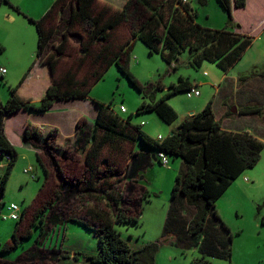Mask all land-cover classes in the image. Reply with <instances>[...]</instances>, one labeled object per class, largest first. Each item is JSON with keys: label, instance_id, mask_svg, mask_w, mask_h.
<instances>
[{"label": "trees", "instance_id": "16d2710c", "mask_svg": "<svg viewBox=\"0 0 264 264\" xmlns=\"http://www.w3.org/2000/svg\"><path fill=\"white\" fill-rule=\"evenodd\" d=\"M200 1L203 3V0ZM218 1L228 14L231 28L211 29L200 26L195 21L198 12L190 5V0H127L122 8L102 0H55L39 19L28 16L29 21L35 24L38 34L36 59L19 84L10 87L11 93L6 102L0 100V157L7 160L4 172L0 175V213L6 206L3 195L18 159L15 146L5 134L7 116L22 109L31 113H43L48 111L56 100L89 97L92 87L104 77L113 63L138 90L144 92V86L130 70L131 53L138 40L145 43L150 53L161 54L169 65L179 61L183 51H188L190 65L200 67L205 61H210L223 71H228L243 57L253 37L240 31L241 25L235 21L233 14L234 8H245L247 0ZM3 2L10 3L20 11L10 0H0V3ZM123 25L128 29V34L125 39L118 41L116 31ZM76 36L80 37L76 39ZM73 41L80 44L82 53L73 65L65 69L61 62L69 56L70 44ZM86 61H90L91 70L84 77H79V70ZM36 63L48 65L54 79V83L48 87L39 103L18 94L19 86ZM180 79L178 84L172 83L168 94L159 99L154 97L153 90L152 101L144 99L137 114L154 111L165 122H174L178 114L167 102V97L188 91L195 86L183 76ZM156 88L162 90L165 85L159 84ZM94 102L98 106L94 127L89 130L87 119L79 120L78 142L73 148L56 143L57 130H50L45 135L40 126L29 124L23 137L24 143L35 149L46 172V180L40 193L44 191L50 174L46 161L58 175H63L62 164L74 162L77 152L85 151L84 170L81 177H67L61 182L53 200L46 208L35 212L30 227L20 234L27 215V209H22L12 240L0 245V264L33 262L35 259L58 264L63 257L67 258L70 252L64 251L62 247H44L45 238L53 227L59 228L67 221L79 222L98 234L99 252L89 256L94 263L157 264V241L133 250L115 227L117 223H140L143 200L148 198L149 192L140 184L139 177L152 165V151L157 154L163 151L168 156H177L182 160V167L173 186L172 208L166 218L164 234H171L170 226L177 228L180 220L186 222L188 213L183 214L181 208L185 210L188 206L190 215L185 227L192 236L198 237L203 232L211 214L229 231L218 212L217 201L233 180L259 162L264 141L249 131L235 132L223 129L214 114V99L210 100L201 112L182 119L173 129L174 133L162 139L152 137L142 130L140 125L133 124L132 114L123 118L114 111L111 103L97 100ZM261 111V107L253 105L251 108L245 106L240 113L261 114ZM136 141H141L148 148L136 151ZM123 143H130L133 151L130 163L121 171L114 159L102 156L106 147L119 150L115 151L117 153L122 151L120 149ZM57 152H61V155L57 156ZM78 162L80 163L79 160ZM79 195L82 197L80 201L94 200L97 204L75 207L74 202ZM64 199L71 203L64 204ZM82 209L85 211L83 215L80 214ZM35 231V245L24 250L16 261L2 257L19 247L22 240L33 237ZM199 244L209 247L200 241ZM214 251L215 249L211 252ZM226 253L231 257V248L229 251L224 248L220 255L224 256ZM194 263L211 264L204 256L195 259Z\"/></svg>", "mask_w": 264, "mask_h": 264}, {"label": "rangeland", "instance_id": "374dc122", "mask_svg": "<svg viewBox=\"0 0 264 264\" xmlns=\"http://www.w3.org/2000/svg\"><path fill=\"white\" fill-rule=\"evenodd\" d=\"M54 1L10 0L11 4L20 8V11L10 3H0V67L8 70L6 77L0 78V100L2 102H6L11 93L10 87L19 84L27 69L29 70L36 59L34 51L38 48V35L34 23L29 21L28 16L39 19L50 9ZM190 5L198 12L195 21L200 26L211 29L231 28L228 23V14L220 6L218 0H203V3L200 0H190ZM8 12L14 13L16 17L9 18ZM237 15L244 21L245 29L249 31L247 35L252 36L253 41L243 57L228 71H223L210 61H205L200 67L192 66L188 63V51H183L175 66L169 65L161 54L150 53L145 43L138 40L131 53L130 70L144 86L145 91L138 90L113 63L108 67L104 77L92 87L89 98L94 101L111 103L114 111L123 118H128L132 114V123L140 125L141 129L152 137H157L159 134L165 136L170 134L182 119L193 112H201L207 103L214 99V114L221 122L223 129L235 132L249 131L264 141V31L255 30L249 13H237ZM127 34L128 29L124 25L120 26L116 31V38L118 41L123 40ZM78 37L80 36H76V39ZM70 46L69 56L61 62L65 69L73 65L82 53L78 42L73 41ZM27 63L29 67L19 75V70ZM90 70L91 63L86 61L79 70V77H84ZM15 76H18L17 82H12L16 80ZM181 76L195 84L201 95L189 97L187 91H181L167 97V102L178 114L174 122L171 124L165 122L154 111L137 114L144 99L152 101L153 90L154 97L159 99L168 94L172 83L178 84L181 81ZM159 84L165 85V89H157ZM253 105L261 107L262 113L248 115L240 113L245 106L251 108ZM121 106H125L126 112L121 111ZM143 148L148 147L141 141H136L135 150ZM16 150L18 159L3 195L6 206L2 209L3 214L0 215V245L12 240L18 223L17 219L9 217L8 206L10 204L16 203L21 209H27V215L20 230V234H23L30 227L35 212L46 208L56 196L60 183L67 177H81L84 170L85 155L83 153H80L83 157L77 155L74 162L62 164L63 175H58L52 165L46 161L50 174L44 191L40 193L46 180V172L38 160L35 149L26 144L18 146ZM120 150L122 151L117 153L115 151L119 150L106 147L102 157L114 159L119 169L124 171L130 163L133 147L130 143H123ZM152 154L157 155V152L152 151ZM168 157L169 165L153 160L152 165L139 177L142 185H145L149 192L148 198L143 200L140 223L138 225L134 223L115 224L116 229L121 232L131 248L135 250L146 243L157 241L159 243L157 264H195L194 260L203 256L211 264H264V224H262L264 217V149L259 162L233 180L217 201L218 212L229 231L211 214L203 232L198 237L192 236L185 227L190 215L189 206L185 210L181 208L183 214L188 213L185 217L186 222L180 220L177 228L173 229L170 226L171 232L169 233L171 234H164L166 218L172 208L173 186L182 167V160L179 157ZM6 163V158L0 157V175L4 172ZM120 177L126 183V180ZM61 178H63L62 181ZM80 198L82 197L79 195L75 202L73 201L75 207L81 208L83 204L85 206L97 204L94 200L85 199L83 202L81 199L80 201ZM67 201L64 199V204H68ZM102 201L106 203L105 200ZM104 203L102 206L105 207ZM179 206L181 207L180 204ZM83 209L80 211L81 215L85 213ZM193 210L196 211L195 208ZM191 213L194 216L192 211ZM50 231L49 236L45 238L44 247L53 249L62 247L64 251L70 252L69 256L63 257L58 264H95L85 257V254H97L100 249L98 234L95 230L87 229L76 221H67L60 229L53 227ZM36 234L35 231L33 237L22 240L19 247L2 257L16 261L24 250L35 245ZM230 234L232 235L231 242ZM199 241L209 247H202ZM224 248L228 251L231 248V257L227 253L224 256L220 255ZM214 249L215 251L211 252ZM15 264H56V262L48 260L42 262L35 259L33 262H15Z\"/></svg>", "mask_w": 264, "mask_h": 264}, {"label": "crops", "instance_id": "0c3cea01", "mask_svg": "<svg viewBox=\"0 0 264 264\" xmlns=\"http://www.w3.org/2000/svg\"><path fill=\"white\" fill-rule=\"evenodd\" d=\"M103 1L113 5L114 7L122 8L124 7L127 0ZM177 5L179 4L177 3ZM237 13H249L251 20L254 22L252 26L255 28V30H260V32L264 31V0H247V5L245 8H234L233 10L235 21L241 25L240 31L243 33H248L249 31L245 29L246 25L243 23L244 21L238 17ZM7 16L12 19L16 17L12 12H8ZM248 22L250 23V21ZM172 65L175 66L176 62H174ZM27 67H29L28 63L25 65V67H21V70H19L18 74H21L27 69ZM26 72H28V69ZM7 74L8 70L4 75V78ZM18 76H15L16 80H13L12 82H17ZM53 83L54 79L49 66L36 63L27 78L19 86L18 93L20 96L29 98L35 103L40 102L48 87ZM97 114L98 106L95 102L93 103V100H91L89 97L69 100H56L51 108L43 113H31L25 109H22L10 116H7L5 118V134L15 146V148H18V146L26 145L24 143L23 137L29 127V124H33L40 126L43 129L45 135H47L50 130H57L58 134L56 137V143L63 147L70 146L73 148L78 142L77 122L83 118L87 119L89 130H92V126L94 125ZM159 136H162L163 138L167 135L165 136L164 134H159L154 138H159ZM80 153H83L86 156L85 151H78V157H83V155H80ZM56 154L59 156L61 155V152H57ZM151 159L153 162L152 154ZM140 184L142 185L141 181ZM142 186L147 189L145 185ZM130 227L131 226H129V228ZM60 228L61 226L58 229ZM139 235L140 234H138V236ZM85 255V257L89 259L91 254ZM75 259H77V257H75Z\"/></svg>", "mask_w": 264, "mask_h": 264}, {"label": "built area", "instance_id": "2783aa9c", "mask_svg": "<svg viewBox=\"0 0 264 264\" xmlns=\"http://www.w3.org/2000/svg\"><path fill=\"white\" fill-rule=\"evenodd\" d=\"M184 1H188V0H184ZM7 73V68L5 67H0V78L4 77V75ZM200 91L199 89L194 86L191 89H189L187 91V95L189 97H193L195 95H200ZM121 111L126 112V108L125 106H121ZM159 139H162V136H159ZM157 158L158 160L161 162V164L163 165H169L170 161H169V157L166 153H164L163 151L159 152L157 154ZM8 209L10 210V214L9 217L13 218V219H19L21 217L22 214V209L16 204V203H12L8 206ZM3 213H0V215ZM6 217V216H5Z\"/></svg>", "mask_w": 264, "mask_h": 264}, {"label": "water", "instance_id": "95a60500", "mask_svg": "<svg viewBox=\"0 0 264 264\" xmlns=\"http://www.w3.org/2000/svg\"><path fill=\"white\" fill-rule=\"evenodd\" d=\"M233 110L235 111L236 108L234 107ZM192 114H194V112L191 113L190 115H192ZM173 133H174V132L172 131L170 134H173ZM152 158H153V160H157L156 154H152ZM62 179H63V178H61V181H62Z\"/></svg>", "mask_w": 264, "mask_h": 264}, {"label": "clouds", "instance_id": "9594fccd", "mask_svg": "<svg viewBox=\"0 0 264 264\" xmlns=\"http://www.w3.org/2000/svg\"><path fill=\"white\" fill-rule=\"evenodd\" d=\"M156 157H157V155H156ZM157 160H158V158H157Z\"/></svg>", "mask_w": 264, "mask_h": 264}]
</instances>
